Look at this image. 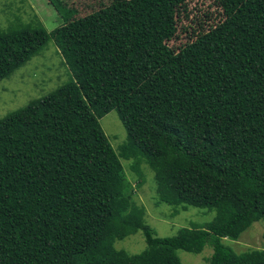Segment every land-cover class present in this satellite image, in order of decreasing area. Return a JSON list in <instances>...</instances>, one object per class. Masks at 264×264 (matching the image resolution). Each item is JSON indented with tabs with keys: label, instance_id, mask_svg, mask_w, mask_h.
<instances>
[{
	"label": "trees",
	"instance_id": "obj_1",
	"mask_svg": "<svg viewBox=\"0 0 264 264\" xmlns=\"http://www.w3.org/2000/svg\"><path fill=\"white\" fill-rule=\"evenodd\" d=\"M50 1L63 28L0 29V82L60 34L90 78L72 62L66 83L0 120V264H181L177 250L205 245L208 264H264L263 250L235 253L223 242L264 221V0H213L219 20L138 81L117 68V53L136 52L140 32L175 39L195 0H108L79 18ZM112 110L126 132L119 155L99 125ZM120 158L134 160L138 187L140 162L149 167L158 202L214 217L155 236ZM137 232L141 253L114 247Z\"/></svg>",
	"mask_w": 264,
	"mask_h": 264
},
{
	"label": "rangeland",
	"instance_id": "obj_2",
	"mask_svg": "<svg viewBox=\"0 0 264 264\" xmlns=\"http://www.w3.org/2000/svg\"><path fill=\"white\" fill-rule=\"evenodd\" d=\"M60 1L64 6L77 11L74 18L91 14L108 4V0ZM219 17V8L216 7L213 0L191 2L188 4L185 16H181V19L178 20L175 39L160 43L153 37H147L144 32H140L138 35L140 48L134 53L118 52L117 68L125 73H128L127 69L132 70L138 75L134 81H138L141 76L160 63V59L168 57L170 53L176 51L195 31L203 30L209 24H213L215 20H219ZM30 22H40L47 32L63 28L65 25L50 0H0V29H6L12 23L26 25ZM65 46L62 34L60 37L54 36L40 53L17 69L8 79L0 82V120L7 114L25 107L33 100L46 96L66 83L70 75V63H74L77 68L80 67L77 71L82 79H85V83L89 81V69L85 65H81L79 59L72 61L70 52L63 50ZM121 75L119 72V77ZM134 81L133 83H136ZM108 82L115 89H119L113 79H108ZM120 97L118 98L120 99ZM99 125L110 145L119 155L120 147L126 142V132L115 110L102 117L99 120ZM120 162L126 179L133 188V200L138 206L144 208L145 223L154 231L155 236L172 237L181 228H188L192 225L200 227L214 217V211L207 208L186 206L184 209L181 206H170L158 202L153 172L149 167L144 162H140L138 170L142 176V183L138 187L136 184L139 174L132 169L134 160L120 158ZM263 235L264 221H258L241 233L238 240L223 239V242L235 253L251 250L264 251ZM114 247L134 255L141 253L146 245L143 234L137 232L123 240L115 241ZM211 254L212 249L209 245H205L199 254L176 251L181 264H208Z\"/></svg>",
	"mask_w": 264,
	"mask_h": 264
}]
</instances>
